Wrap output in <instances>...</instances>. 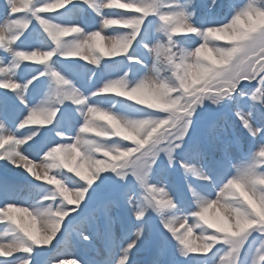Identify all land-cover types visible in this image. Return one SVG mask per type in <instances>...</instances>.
<instances>
[{
    "label": "snow or ice",
    "instance_id": "1",
    "mask_svg": "<svg viewBox=\"0 0 264 264\" xmlns=\"http://www.w3.org/2000/svg\"><path fill=\"white\" fill-rule=\"evenodd\" d=\"M261 13L264 0H5L0 264H264V26L229 34ZM105 57L132 67L92 90L56 67ZM143 88L159 102L133 99ZM112 93L143 115L93 99Z\"/></svg>",
    "mask_w": 264,
    "mask_h": 264
},
{
    "label": "rangeland",
    "instance_id": "2",
    "mask_svg": "<svg viewBox=\"0 0 264 264\" xmlns=\"http://www.w3.org/2000/svg\"><path fill=\"white\" fill-rule=\"evenodd\" d=\"M5 0H0V7H2ZM122 3H128L131 2V0H121ZM199 3V0H198ZM56 19L62 23L71 22L73 19H77L80 23H85V18L76 16L74 17L71 13H63L60 16L56 17ZM106 38L104 39L103 43L108 44L110 43V40L107 39L110 33H103ZM33 46V42L31 40L25 41L23 44V47H30ZM142 50L138 52V55H142ZM105 62H102V64L99 67L91 65V61L85 62L80 58H72L71 60H65L61 63H58L56 65L57 68L65 72L69 77L76 80V82L79 84H83L85 87H87L89 90L94 89L98 84L101 83V81L106 78L109 75H113L116 72H122V71H128L129 68H131V65H116L114 67H111L109 62L114 61L115 58L105 57ZM28 63H36V62H28ZM95 67L96 70V76L93 78L92 83H88V77L91 76V69ZM31 69H26L23 73H18V75H21L22 77H27L29 73L31 72ZM129 75H132V72H129ZM42 83L40 86L35 90V93L37 95H41L42 93L47 91V88L49 84L52 81V78L50 75H46L45 77L40 78ZM94 100L102 103L106 107H112L114 106V110L117 111L119 114L127 116L129 118H139L143 115L141 109L144 106H140L132 101H128L125 99H118L115 96H104V97H94ZM78 127V125H77ZM89 136L95 135V133H89ZM82 151V150H81ZM82 163V162H81ZM40 172H43L44 169L42 167L37 169ZM54 174V172L52 173ZM39 183V182H37ZM46 183V182H45ZM27 195V193L23 194ZM34 199H39L40 196L37 194H33ZM18 207H27V205H18ZM215 212V210H213ZM210 212V216H212V213ZM18 216H20L26 223L33 225L37 230H43L45 225L43 223V220L40 217H37L35 221L31 219V217L27 216V214L23 213H17ZM6 221H0V227H3ZM198 235V233L194 232L193 239L195 240V236ZM67 246H71L73 241L71 239L66 241ZM82 252L85 250L82 248ZM66 260L71 261L73 257L68 256L65 257Z\"/></svg>",
    "mask_w": 264,
    "mask_h": 264
},
{
    "label": "clouds",
    "instance_id": "3",
    "mask_svg": "<svg viewBox=\"0 0 264 264\" xmlns=\"http://www.w3.org/2000/svg\"><path fill=\"white\" fill-rule=\"evenodd\" d=\"M195 14V13H194ZM260 25L264 26V13H261L258 15L256 20H251L247 16L242 18V21H237V23L234 25L233 28L229 29L230 35H240L243 34V32L252 26ZM118 46H114L113 51L117 50ZM222 51V50H217ZM133 99H139L140 102H149V103H155L159 102L161 99L160 93L158 91L152 90L150 88H143V89H137L132 94ZM114 128L117 129V131H127V129H120L118 125H113ZM100 135H107L106 132H100ZM210 215V213H209ZM212 217L215 219H219V214L216 212L212 213Z\"/></svg>",
    "mask_w": 264,
    "mask_h": 264
},
{
    "label": "trees",
    "instance_id": "4",
    "mask_svg": "<svg viewBox=\"0 0 264 264\" xmlns=\"http://www.w3.org/2000/svg\"><path fill=\"white\" fill-rule=\"evenodd\" d=\"M220 43H222V44H224V43H231V41L230 40H222V41H220ZM123 53H121V55H122ZM207 54V53H206ZM128 99V98H127ZM137 103V102H136ZM129 143H132V142H129ZM102 155V154H101Z\"/></svg>",
    "mask_w": 264,
    "mask_h": 264
}]
</instances>
